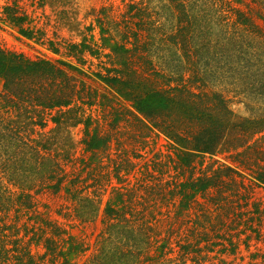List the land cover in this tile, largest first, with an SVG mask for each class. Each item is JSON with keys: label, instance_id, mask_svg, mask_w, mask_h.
<instances>
[{"label": "trees", "instance_id": "16d2710c", "mask_svg": "<svg viewBox=\"0 0 264 264\" xmlns=\"http://www.w3.org/2000/svg\"><path fill=\"white\" fill-rule=\"evenodd\" d=\"M126 13L123 41L95 16L102 48L69 49L107 50L94 76L132 110L89 101L91 79L71 63L0 46V264H226L220 254L247 248L244 232L264 222V0H132ZM94 101L113 114L104 124L84 114ZM158 135L165 150L150 147ZM47 194L82 229L98 226L91 242L51 217Z\"/></svg>", "mask_w": 264, "mask_h": 264}, {"label": "rangeland", "instance_id": "374dc122", "mask_svg": "<svg viewBox=\"0 0 264 264\" xmlns=\"http://www.w3.org/2000/svg\"><path fill=\"white\" fill-rule=\"evenodd\" d=\"M132 0H0V46L8 51L21 53L28 58H40L50 61H65L79 67L84 71L91 80H89V87L91 92L96 96H92L89 101L94 98L101 97L103 99L111 97L109 88L106 87L101 81H99L94 73L105 67L108 63L104 53L107 50H103L101 55H91L88 52H84L79 55L75 52H71L69 46L71 43H78L82 38L88 41L94 46H100V39L98 28L95 23V16L97 17H109L112 22H108L104 18V25L111 27V34H113L116 40L123 41L121 32L125 30L127 24L126 9ZM9 5L12 12L22 16L23 20L20 25H15L10 22L4 14V8ZM115 21V22H114ZM19 26L26 30L28 27L33 29L30 37H25L19 32ZM90 26V29L87 27ZM115 29H119L120 34L118 35ZM141 41V40H140ZM127 44H130L127 42ZM149 71V70H148ZM154 84L160 85V79L156 78ZM231 97L230 107L236 116H247L248 113L241 102V98ZM228 97V98H229ZM94 99V100H95ZM88 101V99H87ZM83 105V111L86 116L91 117V125H95L96 121L101 119V123L110 120L111 115L103 116L100 118L102 113L99 104L95 103ZM109 105L114 106L110 113L114 111L132 110L129 102L122 100H115L111 97ZM0 106V111H1ZM7 109L5 108V111ZM110 110V109H109ZM1 114V112H0ZM13 117V116H12ZM52 127V123L47 121L45 123V130ZM38 129V128H37ZM83 126L81 124L75 126L71 130V137L74 142L77 143L82 136ZM156 138V139H154ZM153 141H150V147H157L160 149L166 148V140L164 137L158 135L154 137ZM147 149V148H146ZM247 177V174L245 175ZM255 199L261 201L264 204V187L257 186L254 189ZM104 196L103 199H105ZM41 203L48 206L51 217L56 219L60 223L67 224V227L73 226L70 230L72 234L84 241L91 242L94 235L97 233L98 226L93 225L92 228L82 229L81 226L77 225L75 221L71 220V216L68 215L67 210L59 209V202L52 198L50 195H44L41 198ZM42 209V207H41ZM259 223V222H258ZM263 224V225H262ZM256 232H259V238L264 235V222L256 224ZM256 232H251L250 229H246L244 232L250 236L248 242L249 246L244 248V245L237 247L236 251L232 254H220V258L223 259L226 264H251L253 251L259 253L264 249V237L262 242H255L253 235ZM242 235V236H244ZM217 248V247H216ZM221 261V260H220ZM220 264V262H219Z\"/></svg>", "mask_w": 264, "mask_h": 264}]
</instances>
